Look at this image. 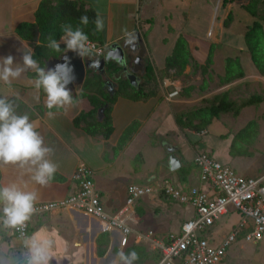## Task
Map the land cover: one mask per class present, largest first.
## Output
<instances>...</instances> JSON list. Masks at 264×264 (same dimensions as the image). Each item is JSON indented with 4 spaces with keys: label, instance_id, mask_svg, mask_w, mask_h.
Here are the masks:
<instances>
[{
    "label": "crops",
    "instance_id": "0c3cea01",
    "mask_svg": "<svg viewBox=\"0 0 264 264\" xmlns=\"http://www.w3.org/2000/svg\"><path fill=\"white\" fill-rule=\"evenodd\" d=\"M41 1L0 0V124H3L0 130V202L5 208L2 215L27 203L60 200L72 194L76 189L73 175L81 162L92 168L96 189L109 214H115L125 206L127 187L132 183L158 185L160 180H164L162 176H173L178 183L177 187L188 188L185 184L188 181L193 186H202L198 167L195 175V167L189 164L191 158L188 157L186 142H193L191 135H185L178 123L179 110L187 99L177 98L180 92L171 101H166L165 87L162 85L166 78L172 76L175 85L181 90L183 77L195 66L188 65L182 73L174 69L175 75H170L166 59L173 53L178 37L183 35L189 43L194 60L200 65L205 64L212 43L217 45L210 70L217 76V80L225 75L227 58L230 57L240 60L245 73L230 83L247 82L248 77L262 76L252 60L247 44L244 46L237 41L239 36L245 38L253 21L244 7L248 2L234 0L226 3L225 9L228 11L224 15L222 10L216 17L213 15V30L207 33V38H201L175 31L168 23L169 16L163 12L166 0H77L98 13L104 31L105 49L114 42L140 35L146 53L132 69L139 73L141 83L146 66L150 65L158 81L157 95L148 99L117 98L110 112L114 130L109 138H104L103 135L88 133L85 130L86 121L80 125L75 124L76 117L93 109L88 98L80 97L79 92L75 98L58 100L42 92L40 78L34 75L39 64L32 59V43L22 38L16 28L23 22L35 23V13ZM229 13L233 18L230 25L225 27L224 22ZM164 17L166 20L160 31L164 46L157 52L154 47L156 26L158 19ZM239 17H246L250 22L246 30L241 32L233 28L240 20ZM237 42L241 44L236 45ZM59 43L69 45L77 41L68 33ZM133 124L134 128L124 139L126 130ZM168 146L173 149H168ZM146 150L154 157L151 159L152 164L156 165L154 168L146 163ZM172 153L182 162L176 170L169 163ZM184 165L192 169L187 178L182 180L180 169ZM235 167L239 173L238 167ZM181 182L185 185H180ZM172 204L158 193L147 195L135 203L129 223L137 230L176 232L179 229H172L174 222L179 219L180 228L195 213L181 217L175 204ZM71 211L80 212L61 209L30 218L29 251L37 264H73L74 261H84L82 252L73 253L71 242L62 233L63 226L58 222L59 218L73 219ZM225 217L235 218L231 224L226 223L230 229L240 219L239 213L233 209ZM89 233L93 237L99 235ZM99 233H102L101 222ZM225 235L220 234V230H214L210 240L216 244ZM6 241L7 245L4 244ZM19 242L13 238L12 231L0 225V264H22ZM2 244L6 254L1 250ZM116 247H120V233L114 230L110 233V248L116 250ZM113 261L111 258L106 264H113ZM223 261L219 264H223Z\"/></svg>",
    "mask_w": 264,
    "mask_h": 264
},
{
    "label": "built area",
    "instance_id": "2783aa9c",
    "mask_svg": "<svg viewBox=\"0 0 264 264\" xmlns=\"http://www.w3.org/2000/svg\"><path fill=\"white\" fill-rule=\"evenodd\" d=\"M82 44L95 55L105 53V46L96 42L88 40ZM169 73L175 75L176 71L170 69ZM162 85L166 101L180 94V87L175 85L172 76L166 78ZM174 85L175 88L170 90L169 86ZM194 161L200 171L202 186L183 189L169 179L156 185L166 197L190 204L195 210V216L185 220L176 232L141 231L129 223L135 203L155 190L149 185H128L125 206L115 214H109L96 189L94 172L84 162L78 164L74 172L76 190L72 194L60 200L32 202L8 210L2 215L0 225L12 231L20 241L23 264H37L29 251L30 218L70 208L98 219L102 232L119 231L122 247L129 242L145 243L150 250L158 251L160 260L156 264H219L235 242L241 239L258 242L264 235V169L258 175L244 176L207 152L198 153ZM231 209L239 213V221L219 243H212L210 234L205 236L204 233L210 232V227L219 217Z\"/></svg>",
    "mask_w": 264,
    "mask_h": 264
},
{
    "label": "trees",
    "instance_id": "16d2710c",
    "mask_svg": "<svg viewBox=\"0 0 264 264\" xmlns=\"http://www.w3.org/2000/svg\"><path fill=\"white\" fill-rule=\"evenodd\" d=\"M233 1L224 0V3ZM244 7L253 18L252 24L245 33V41L255 66L264 75V0H249ZM35 17V23H20L16 30L22 38L32 43L34 49L32 59L39 64L38 70L34 75L40 78L42 92L44 94H51L58 100L67 99L55 87L54 82L57 79L55 77H47L43 73L45 60L61 55L68 45L60 44L59 42L68 33H71L79 44L89 40L104 46L105 37L102 23L96 10L87 8L85 3L77 0H42L39 3ZM232 18V14L229 13L224 22L225 27L230 25ZM215 47V44L210 46L205 64L200 65L194 60L187 39L183 35H180L176 41L173 53L166 59L167 71L176 69V71L182 73L188 65L193 64L195 67H199L203 73H207L208 68L214 62ZM107 66L110 74L113 73V70H116L114 64L111 62ZM112 68L113 70H111ZM237 68H239L238 73H235ZM244 74L240 60L230 57L227 58L226 73L221 77V80L223 83H230L235 77H243ZM116 82L118 84L117 92L111 96L104 88V81L99 74L94 73L86 78L79 96L88 98L93 105V109L88 113H83L76 117V125H80L82 121H86L85 130L88 133L91 135H103L104 138H109L114 130L110 112L113 103L118 97H125L131 100H144L157 95L159 90L156 75L153 73L150 65L146 66L144 80L138 86L131 85L126 79H116ZM45 88H47L46 91ZM169 89L172 90L173 86H169ZM262 101L263 96L252 95L238 103L236 100H229L227 93L215 96L210 100L206 98L198 107L188 112H180L178 123L183 124L184 127L202 131L209 127L220 114L233 113L237 116L244 107L259 104ZM105 104H108L105 109V119L102 123L96 122L94 120L95 113ZM134 126L135 124L126 130L124 139ZM2 128L3 124H0V130ZM256 133L257 122L252 120L234 136L231 154L233 156L238 154L251 156L252 153L249 151H246V153L238 151L235 143L240 138L245 140L254 139ZM191 169L192 167L188 165H184L180 169L182 180L187 178ZM160 193L166 197L164 192ZM204 235L207 236L208 231ZM96 243L98 256L104 257L110 244V233H100L96 238ZM130 243H132L130 246H125L121 255L122 260L136 264H142L151 257L157 260L156 263L160 260V253L158 251H148L141 244Z\"/></svg>",
    "mask_w": 264,
    "mask_h": 264
},
{
    "label": "rangeland",
    "instance_id": "374dc122",
    "mask_svg": "<svg viewBox=\"0 0 264 264\" xmlns=\"http://www.w3.org/2000/svg\"><path fill=\"white\" fill-rule=\"evenodd\" d=\"M192 1L193 0H166L164 2L165 7L163 8V12L166 13L167 16H169L168 23L174 27L176 32H183L185 34L188 33L193 36L207 38V33H210L213 30L211 26V20L213 18L212 16L215 15L216 17L218 15V12H220L221 10L223 11L222 14L224 15V13L228 11L227 8L225 9L227 4L224 3V0H196L193 2V4ZM238 1L241 2L240 0ZM243 2H248V0H244ZM210 4L213 7H211ZM239 18L240 20L233 28L237 29L236 31L241 32L242 30H246V27L250 22L246 17ZM164 20H166L165 17L163 19H158L157 21V34L155 36L156 40L154 42V47L157 49V52H159L160 48L164 46L163 35L160 34L161 25L164 23ZM170 38H172V36H170ZM238 40L242 43V45L246 46L244 37L239 36L237 41ZM240 44L238 42L236 43V45ZM215 46L216 50L217 45ZM162 52H164V49L162 50ZM211 67L212 65L208 68L207 73H203L199 67H192L191 71L183 77L181 95L177 98L181 99L182 97L183 99H187V101L185 102L186 104L184 106H181L179 110L180 112H188L198 107L204 99L207 98L210 100L215 96L223 95L226 93L228 94L229 100H236L238 103L252 95L263 96V101L259 104L244 107L243 109H241L240 114L237 116L233 113H222L213 120L211 126L203 129L202 131H197L194 128L184 127L183 124L179 123L182 126L183 133L185 135L190 134L192 136H190V138L193 142H186L188 157L191 158L189 164L192 167H195V175H197V166L195 164V161L193 160L198 153L207 152L212 154L218 161L224 164L230 163L229 165L233 167L237 166L239 174L241 173L244 176L258 175L264 169V76L262 75L258 77H248L247 82L226 84L223 83L221 79H216L217 76L210 71ZM46 90L47 88H45V91ZM252 120H255L257 122V133L255 135V138L248 140L240 138L235 143V147L238 151L243 153L249 151L250 153H252V155L246 156L245 154H238L236 156H233L231 154V149L234 136ZM168 149L173 148L172 146H168ZM144 154L146 157L147 165H151V168H154L156 165L152 164L151 160L154 159V157L151 156L148 150H146V153ZM154 154L156 153H153L152 155ZM162 177L164 179L165 177H167L172 180V183L174 185H178L173 176ZM160 179L161 178H159V180ZM162 180H160L158 184H162ZM185 184L188 188L193 187V184L189 181ZM185 184H183L182 182L180 183V185ZM156 185H149L155 188V190L151 194L158 193L159 196L164 200L172 202V206L175 204V207L178 209L181 217H184L185 215H192L194 213L195 210L190 204H182L177 200L160 195L161 193H159V189ZM4 209V206L0 202V216L2 215ZM71 212L74 214L73 219H71L70 217L68 219L59 218L58 222L60 221L61 225L63 226L62 233L71 242L70 245L73 253L74 251L82 252V256H85L83 258L85 263L84 261H82L81 263H76V261H74L73 264H103L102 261H105L104 264H106L111 258L112 260H114L113 264H136L121 259V255L125 249V247L122 246L116 247V250H112L109 244L106 255L104 257H99L96 248L97 237H93V234L89 233L94 232L100 234L99 220H97L93 216L86 214L83 211ZM225 216L226 215H221L219 217L217 222L210 227L211 231L208 232V234H211V232L213 233L214 230H218V232L220 230V234H227L229 232L230 228L228 225H226V223L228 222V224H231L235 218H226ZM178 221L179 219L174 222L175 224L172 227L173 230L179 229L180 221ZM84 227L86 228V230L84 229ZM144 230L145 229L141 231ZM13 238L17 242H19L16 237L13 236ZM89 242H91V246H89ZM4 244L7 245V241ZM131 244L132 243L129 242L128 245L130 246ZM140 244L144 246L148 251H152L149 249L150 247L145 243ZM3 249H5V247L2 244L1 250L4 251ZM4 252L6 254V251ZM22 254L23 252L21 251V256ZM227 254L228 255H226L223 259V264H264V235L258 242H248L244 239L235 242L229 247ZM156 261L157 260H155V258L153 259L151 257L142 264H156Z\"/></svg>",
    "mask_w": 264,
    "mask_h": 264
},
{
    "label": "water",
    "instance_id": "95a60500",
    "mask_svg": "<svg viewBox=\"0 0 264 264\" xmlns=\"http://www.w3.org/2000/svg\"><path fill=\"white\" fill-rule=\"evenodd\" d=\"M145 53V45L138 34L110 44L102 56L88 52L83 44L72 43L60 56L45 60L43 73L47 77L57 79L54 85L65 98L76 97L86 78L94 73L102 77L104 88L113 96L118 87L116 79H126L133 86L139 85L140 75L132 66L138 64ZM110 62L116 68L115 71L111 69L113 70L111 74L107 66ZM107 106L108 104H105L97 110L94 116L96 122L104 121ZM169 163L171 168L176 170L182 162L175 153H172L169 156Z\"/></svg>",
    "mask_w": 264,
    "mask_h": 264
},
{
    "label": "bare ground",
    "instance_id": "6f19581e",
    "mask_svg": "<svg viewBox=\"0 0 264 264\" xmlns=\"http://www.w3.org/2000/svg\"><path fill=\"white\" fill-rule=\"evenodd\" d=\"M30 248V247H29ZM32 255V254H31ZM33 257V256H32ZM23 264V263H22Z\"/></svg>",
    "mask_w": 264,
    "mask_h": 264
}]
</instances>
